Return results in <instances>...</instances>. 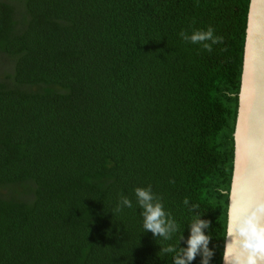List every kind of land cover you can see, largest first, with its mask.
<instances>
[{"label": "trees", "instance_id": "1", "mask_svg": "<svg viewBox=\"0 0 264 264\" xmlns=\"http://www.w3.org/2000/svg\"><path fill=\"white\" fill-rule=\"evenodd\" d=\"M248 3L0 0V264H221Z\"/></svg>", "mask_w": 264, "mask_h": 264}, {"label": "water", "instance_id": "2", "mask_svg": "<svg viewBox=\"0 0 264 264\" xmlns=\"http://www.w3.org/2000/svg\"><path fill=\"white\" fill-rule=\"evenodd\" d=\"M232 137L233 163L221 264H264V250L257 254L251 247L253 232L264 233V220L257 217L261 212L264 216V0L248 3ZM250 198L262 208L252 206Z\"/></svg>", "mask_w": 264, "mask_h": 264}, {"label": "clouds", "instance_id": "3", "mask_svg": "<svg viewBox=\"0 0 264 264\" xmlns=\"http://www.w3.org/2000/svg\"><path fill=\"white\" fill-rule=\"evenodd\" d=\"M180 35L185 40H191L192 43H201L209 40L212 41V43H216L218 39L213 36L212 28H209L207 31H195L190 36L185 32H181ZM204 47L209 51L211 50L210 44L204 43ZM135 196L137 203L143 209L141 214L144 217V229L151 231L154 236H162L167 239L170 225L165 219L166 213L163 209V205L155 199L151 187L136 188ZM121 202L126 207H132V202L127 197H122ZM119 210L120 207L118 206L117 211ZM208 226L209 224L207 222L199 220L191 224L187 247L180 249L179 253L174 257L173 264H191V261L194 260L195 256L201 252L205 255V261L203 264H207V242L209 237L206 236L201 229ZM251 247L253 252L257 254L261 250H264V233L253 232ZM165 251L172 252L174 249L169 247L166 248ZM253 264H255V262H253Z\"/></svg>", "mask_w": 264, "mask_h": 264}, {"label": "rangeland", "instance_id": "4", "mask_svg": "<svg viewBox=\"0 0 264 264\" xmlns=\"http://www.w3.org/2000/svg\"><path fill=\"white\" fill-rule=\"evenodd\" d=\"M8 59H6L4 56L0 55V74H3L5 71H9L8 69Z\"/></svg>", "mask_w": 264, "mask_h": 264}, {"label": "bare ground", "instance_id": "5", "mask_svg": "<svg viewBox=\"0 0 264 264\" xmlns=\"http://www.w3.org/2000/svg\"><path fill=\"white\" fill-rule=\"evenodd\" d=\"M250 200L251 201H249L250 202V204L252 205V206H255L256 208H258L257 206H259L260 204H257V202H254V199H252V198H250ZM251 207V206H250ZM260 208H262V206L260 205L259 206ZM257 217H258V220H260L261 218H262V220H264V216H263V213L261 212V213H259V214H257ZM260 224V223H259ZM261 225V224H260Z\"/></svg>", "mask_w": 264, "mask_h": 264}]
</instances>
